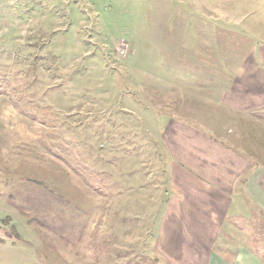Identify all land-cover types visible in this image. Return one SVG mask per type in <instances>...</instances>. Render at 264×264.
<instances>
[{
  "label": "rangeland",
  "instance_id": "374dc122",
  "mask_svg": "<svg viewBox=\"0 0 264 264\" xmlns=\"http://www.w3.org/2000/svg\"><path fill=\"white\" fill-rule=\"evenodd\" d=\"M261 92L264 0H0V264H264V218L182 230L163 134L264 160Z\"/></svg>",
  "mask_w": 264,
  "mask_h": 264
},
{
  "label": "crops",
  "instance_id": "0c3cea01",
  "mask_svg": "<svg viewBox=\"0 0 264 264\" xmlns=\"http://www.w3.org/2000/svg\"><path fill=\"white\" fill-rule=\"evenodd\" d=\"M251 96L252 105L248 106L247 103V106H242L241 110L264 107V93ZM241 114L244 116L247 113L242 110ZM250 114L256 118L258 129L263 128L264 111ZM170 119V122L163 127V134H166V128H170L177 136L176 143L172 141V144L168 143L166 148L171 154L175 152V158L172 156V159L177 168L188 175L184 190L181 192L180 187H176L175 200L173 204L168 203L169 207L175 206L178 209L177 215L186 216L182 230L190 232V224H193L194 233H200L198 237L194 235L193 239L200 241L199 247L207 249L217 244L219 232L223 230L227 219L233 220L235 224L240 221L242 226L238 227L236 232L249 235L251 230L249 223L258 224V218H264V160L254 161L247 154L218 144L195 128L177 119V121ZM180 134L185 136L182 140ZM262 147L264 144L258 147L259 157H264ZM218 217H222L219 222ZM252 252L254 251H246L247 255L241 249L233 262L261 264V261H255L259 259L256 252L253 255ZM213 254L211 252V257L215 258ZM202 262H207V259Z\"/></svg>",
  "mask_w": 264,
  "mask_h": 264
},
{
  "label": "built area",
  "instance_id": "2783aa9c",
  "mask_svg": "<svg viewBox=\"0 0 264 264\" xmlns=\"http://www.w3.org/2000/svg\"><path fill=\"white\" fill-rule=\"evenodd\" d=\"M127 51V45H125L124 43L121 44V46L119 47V55L120 56H124L126 54Z\"/></svg>",
  "mask_w": 264,
  "mask_h": 264
}]
</instances>
